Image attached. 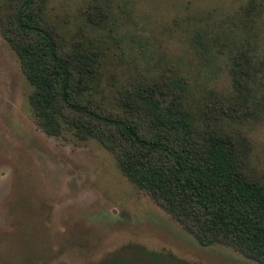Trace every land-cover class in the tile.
Wrapping results in <instances>:
<instances>
[{"label": "rangeland", "instance_id": "1", "mask_svg": "<svg viewBox=\"0 0 264 264\" xmlns=\"http://www.w3.org/2000/svg\"><path fill=\"white\" fill-rule=\"evenodd\" d=\"M43 19L102 58L100 90H186L264 186V0H45ZM33 91L0 30V264H258L198 245L96 140L42 132Z\"/></svg>", "mask_w": 264, "mask_h": 264}, {"label": "trees", "instance_id": "2", "mask_svg": "<svg viewBox=\"0 0 264 264\" xmlns=\"http://www.w3.org/2000/svg\"><path fill=\"white\" fill-rule=\"evenodd\" d=\"M44 6L6 0L0 15L2 37L34 88L37 127L50 137L67 130L96 140L198 245L264 264V186L243 173L233 142L197 130L186 90H100L102 58L83 40L66 44L44 21ZM247 64L243 55L234 72L249 73Z\"/></svg>", "mask_w": 264, "mask_h": 264}]
</instances>
